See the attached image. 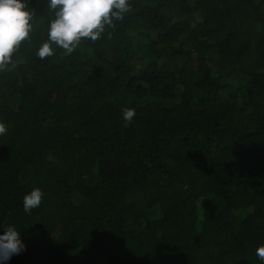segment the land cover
<instances>
[{"label": "trees", "instance_id": "1", "mask_svg": "<svg viewBox=\"0 0 264 264\" xmlns=\"http://www.w3.org/2000/svg\"><path fill=\"white\" fill-rule=\"evenodd\" d=\"M130 4L41 59L53 17L28 0L0 71V226L26 245L8 264H261L264 0Z\"/></svg>", "mask_w": 264, "mask_h": 264}, {"label": "clouds", "instance_id": "2", "mask_svg": "<svg viewBox=\"0 0 264 264\" xmlns=\"http://www.w3.org/2000/svg\"><path fill=\"white\" fill-rule=\"evenodd\" d=\"M130 0H47L52 19L47 25V39L43 40L36 56L44 59L62 49L71 54L82 40L96 41L106 27L114 26L130 10ZM34 13L28 0H0V71L13 65V55L22 42L31 38ZM134 109H125L123 118L131 122ZM7 127L0 122V135ZM44 192L33 188L23 197V211L31 213L41 205ZM26 251L19 229L14 225L0 226V264H8L13 256ZM256 256L264 264V246L256 249Z\"/></svg>", "mask_w": 264, "mask_h": 264}]
</instances>
